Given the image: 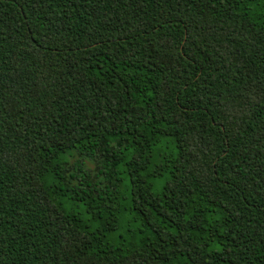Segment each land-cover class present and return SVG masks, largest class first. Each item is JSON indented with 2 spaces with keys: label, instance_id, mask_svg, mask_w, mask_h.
Wrapping results in <instances>:
<instances>
[{
  "label": "trees",
  "instance_id": "1",
  "mask_svg": "<svg viewBox=\"0 0 264 264\" xmlns=\"http://www.w3.org/2000/svg\"><path fill=\"white\" fill-rule=\"evenodd\" d=\"M0 264H264V0H0Z\"/></svg>",
  "mask_w": 264,
  "mask_h": 264
}]
</instances>
